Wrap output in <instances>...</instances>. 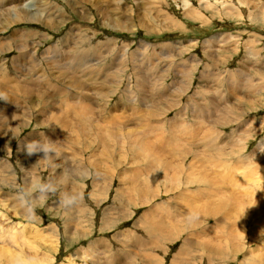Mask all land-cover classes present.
Masks as SVG:
<instances>
[{"label": "rangeland", "instance_id": "1", "mask_svg": "<svg viewBox=\"0 0 264 264\" xmlns=\"http://www.w3.org/2000/svg\"><path fill=\"white\" fill-rule=\"evenodd\" d=\"M22 4L45 19L0 24V264H264V0Z\"/></svg>", "mask_w": 264, "mask_h": 264}, {"label": "bare ground", "instance_id": "2", "mask_svg": "<svg viewBox=\"0 0 264 264\" xmlns=\"http://www.w3.org/2000/svg\"><path fill=\"white\" fill-rule=\"evenodd\" d=\"M9 4V3H8ZM24 4H22L21 5V7L19 8V11H12L11 9H9V10H5V11H3V13L2 14H0V16L1 15H3L2 16V18H0V24H1V27H7V26H9V25H11L12 23H15V22H18V21H23V20H26V21H32V22H37V23H40V22H42V24H44V21H42V20H44L45 19V17H41V15H40V10L41 9H36V10H34V11H29V7L28 6H25ZM39 7V6H38ZM27 10H26V9ZM31 10V9H30ZM13 12V13H10V12ZM51 19V18H50ZM52 20V19H51ZM150 20V19H149ZM45 22L46 23H48V21L47 20H45ZM54 22V21H53ZM60 23V22H59ZM55 25V24H54ZM57 26V25H56ZM20 46V45H19ZM22 46V45H21ZM29 48V47H28ZM32 48V47H31ZM94 48V47H93ZM33 53V52H32ZM57 54V53H56ZM84 58V57H83ZM88 58V57H87ZM18 59H20V58H18ZM93 60H95V58L93 59ZM87 62H91V60L90 61H87ZM93 62V61H92ZM33 63V62H32ZM58 67V66H57ZM69 71V70H68ZM70 72V71H69ZM70 73H72V71L70 72ZM65 74V73H64ZM69 74V73H68ZM67 75V74H66ZM74 75V74H73ZM68 77H70L69 75H68ZM77 77V76H76ZM73 79V78H72ZM84 79V78H83ZM86 81V80H85ZM82 84V83H81ZM75 86H76V88L77 87H80V88H82V85L80 86V85H76V84H74ZM88 84H86V86H87ZM88 87V86H87ZM71 88V87H70ZM86 89V88H85ZM58 90V89H57ZM49 92V91H48ZM86 98V97H85ZM215 111V110H214ZM210 112V111H209ZM132 113V112H131ZM210 114V113H209ZM153 119V118H152ZM103 127V126H102ZM205 136V135H204ZM218 138V137H217ZM206 139V138H205ZM200 142V141H199ZM152 145V144H151ZM216 147H218V146H216ZM199 160H201V159H199ZM195 161H198V159H192L191 161H190V163L188 162V166H194V164H197V163H195ZM204 161V160H203ZM205 162H203L202 164H204ZM199 164V163H198ZM205 171V170H204ZM205 179H207L208 181V183H207V185L209 184V183H212L213 184V182H212V180L211 179H209V178H206V177H203V175H202V179L199 181V183H204L205 182V185H206V180ZM203 180H205V181H203ZM232 180H233V178H232ZM203 181V182H202ZM217 181V180H216ZM234 183V182H233ZM176 185V184H175ZM210 185V184H209ZM208 185V186H209ZM212 187V186H211ZM175 189L177 188V186L176 187H174ZM155 197V196H154ZM211 217V216H210ZM192 225V224H191ZM200 226V225H199ZM187 227V226H186ZM190 227V226H189ZM191 228V227H190ZM147 231H150L149 232V234H148V232ZM152 233H153V231L152 230H146V234H148V235H151L152 236ZM166 238H167V236H166ZM171 239V238H170Z\"/></svg>", "mask_w": 264, "mask_h": 264}, {"label": "clouds", "instance_id": "3", "mask_svg": "<svg viewBox=\"0 0 264 264\" xmlns=\"http://www.w3.org/2000/svg\"><path fill=\"white\" fill-rule=\"evenodd\" d=\"M0 98H2V96H0ZM36 142L35 141H33V142H31V143H29L28 145H27V153L29 154V155H31V154H33V152L35 151V149H34V144H35ZM82 195V194H81Z\"/></svg>", "mask_w": 264, "mask_h": 264}]
</instances>
